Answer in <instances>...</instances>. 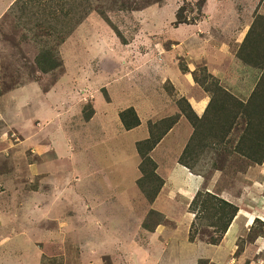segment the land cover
<instances>
[{
    "label": "rangeland",
    "instance_id": "1",
    "mask_svg": "<svg viewBox=\"0 0 264 264\" xmlns=\"http://www.w3.org/2000/svg\"><path fill=\"white\" fill-rule=\"evenodd\" d=\"M57 1L19 0L0 19V97L8 92L13 91L14 93L18 90L15 94L16 101L20 105L22 98L27 97L25 91H20L25 85L30 84L27 86V93H30V96L32 94L35 96L37 90L32 88H35V85L31 83H35L36 87L43 92L45 89H51V81L61 77L63 78L62 83H64L63 94L67 91L66 95L70 96L69 100H73L72 102L76 101V96L78 98V93L83 92L85 87L86 93L98 90L102 93L103 100H105V133L115 129L113 127L117 120H115L114 113H119V110L126 107L125 109L133 108L138 118L142 120L143 128L139 133L143 136L145 130L149 138L150 132L154 137H157L167 131V119L177 118L180 116L179 113L183 115V111L190 115L192 112L195 114L194 108H192L193 100L200 98L208 106L211 94H214L212 92L215 82H218L223 89L240 101L247 102L259 80L262 77L264 79V64L255 68L238 55V50L243 46L242 42L251 23L257 15L264 16V0L256 1L253 4L254 7L252 5L248 7L240 3L239 0H68L66 6H60ZM257 4L258 7H256ZM97 11L103 12L107 22ZM11 13L14 16H11ZM35 17L40 19L39 29L33 26ZM220 21H228V23L223 24ZM65 26L66 28L60 33V29ZM68 28H72L73 32L67 39L65 38L63 44L58 45V42L64 39L66 35L64 32L66 29L68 31ZM231 31H238L239 37L231 36ZM263 44L260 43L258 48ZM262 49L264 50V48ZM45 55H48L49 61L61 66L51 72H41L37 67L36 60ZM180 64L185 66L188 72H182ZM207 74L213 79L211 77L210 79ZM249 84H251L250 87ZM248 88H252L249 97L245 96ZM188 99L191 100V105L188 103ZM79 101L81 104L85 102L83 98L80 99V96ZM72 102H67V105L63 103L61 106L60 111L64 114L66 123L64 130L67 125H71L72 113L68 115L67 112L69 109L72 110ZM40 103L41 101L34 102L35 105H41ZM10 106L8 97L0 103V110L3 111H0L2 119L9 123L10 117L6 119L4 116L10 114L8 111ZM84 106L83 117L91 114L90 103H85ZM36 108L39 109V106ZM23 111H28V108H23ZM29 111L31 112V110ZM102 119L103 117L98 118L99 123ZM2 121L0 122V144L4 151L3 154L9 156L4 144L16 148L21 140L18 134H15L16 132L11 131L13 130L11 128L9 132L5 133ZM92 127L89 137L97 133L96 129L98 128L92 129ZM105 136H108V139L105 137V159L116 158L115 154L124 149V157L127 162L132 161L134 157L141 160L136 150V142L133 144L136 155L131 152V135H121L117 138V131H115L114 134H105ZM82 138L78 144V151L84 152V158L95 154L93 152L95 149L88 145L87 139ZM28 140L31 141H27L31 147H34L33 145L36 147L39 143L38 138ZM226 141L228 142L227 147H230L236 139L232 136ZM133 147L131 146L132 149ZM96 150L99 152L100 147H97ZM21 151L15 150L12 153L13 167L16 170H20L21 167V165H17L18 168L15 166L17 162H21V158L17 159ZM160 156L161 152L158 151L157 160L151 157L157 166L160 165ZM211 158L212 154L205 151L194 159L196 164L194 170L196 173L202 171L201 177L205 182L202 190L216 196L226 192L237 195L236 197L239 199L243 197L245 199V183L249 181V176L254 175V173L250 175L246 173L249 167L256 164L240 156L232 155L228 157L223 170L219 171L221 174L212 181L214 172L210 170ZM33 159L36 158H31V161ZM2 164L7 165V163ZM8 166L11 165L8 164ZM169 171L170 168L167 164H163L157 174L163 178L168 175ZM255 171L257 172L256 169ZM129 173L132 174V172ZM237 177L241 183L236 181ZM18 183L21 184V181ZM1 191V195L4 196V188ZM136 194L140 196L139 193ZM139 196L132 195L130 198L134 208L126 206L129 210L126 212L127 224L134 228L140 219L142 227L145 217L151 210H148L150 205L146 199ZM206 199L208 198H203V200ZM176 200L168 202L170 219L160 213L152 215L147 220L151 229L157 226L163 228L158 234L165 239V242L163 241L164 250L161 253L159 250L161 246H157L160 253L158 264L181 262L174 254L178 253L181 256L176 251L177 242L180 246L185 242H190L194 245L195 243L201 244L202 248H209L212 238L208 235L213 238L218 235L215 228L210 226L214 221L212 214L215 213L213 211L210 210V212L201 215L199 220H195L194 214L189 210L190 205L186 207L183 203H178L179 201L176 203ZM0 205L3 207L4 204L0 203ZM247 205L248 202L244 200L242 207L244 216H247V219H252L249 216L251 212L249 213ZM261 208L264 209L263 206ZM79 214L81 215V213ZM66 215L60 218L63 232L58 228H50V226H46V228L51 230L55 236L77 233L75 242L85 243L88 236L86 230H66L64 227L67 223L64 222L66 220L70 223L75 221L79 225L81 219H84L83 214L81 216L70 214V217ZM256 216L264 220V215ZM158 222L160 224L156 225ZM192 223H197L193 236ZM134 228H130V231H133ZM167 228H170L168 235L171 238L170 242L164 231ZM200 228H202L201 232L198 233ZM29 232L35 236L41 232L42 235L38 237L40 238L39 242H42V246L45 248L43 251H54L52 247L56 237L44 229L34 228ZM190 232L194 239L192 242L189 240ZM255 237H264V223L260 220L255 221L249 231L245 230L243 237L237 239L229 247L228 253L224 251V254H227L226 258L222 252L218 254L219 252L212 253L211 249L202 250L201 245L187 248L186 243L185 248L188 250L185 255L189 259L202 255L195 262L197 264H264V261L259 257H254V254H245L247 243H251ZM166 241L168 242L166 243ZM116 247L122 253L121 258L124 259L130 257L133 251L137 252V249H146L139 244L136 246L131 243L126 244V242H122ZM56 253L61 254V251ZM107 257L105 260H91L89 264H113L118 260L111 262ZM215 257L219 260L212 261L210 259ZM57 258V261L52 257L51 260L43 261L41 264H60V255ZM29 263L33 264L31 260Z\"/></svg>",
    "mask_w": 264,
    "mask_h": 264
},
{
    "label": "crops",
    "instance_id": "2",
    "mask_svg": "<svg viewBox=\"0 0 264 264\" xmlns=\"http://www.w3.org/2000/svg\"><path fill=\"white\" fill-rule=\"evenodd\" d=\"M14 1L0 0V19L7 13ZM239 1L248 7L251 5L254 7L253 4L258 0ZM220 22L228 23V21ZM230 35L239 37V32L231 31ZM250 78L252 79V77ZM62 79L59 77L51 81V89H45L43 92L36 87L35 83H31L35 85V88H32L37 90L35 96L33 94L30 96V93H27V86L30 84L25 85L20 91H25L27 97L22 98L20 105L16 101L15 94L18 90L14 93L13 91L8 92L0 97V103L8 97L11 104L8 110L10 114L4 116L6 119L10 117V123L2 119L3 116L0 112V122L4 120L2 121L4 124L3 131L9 132L11 128L13 129L11 131L16 132L15 134H18L21 140L16 148L4 144L6 152L10 154L9 156L3 154L4 151H2L0 144V192L4 188L5 193L4 196L0 193V203L4 204L3 207L0 205V264H11L12 262L13 264H31L29 263L30 260L33 264H41L43 261L51 260L52 257L57 261L58 255H60V264H77L78 262L89 264L91 260H105L107 255V259L111 262L118 259L113 264L122 262V264H158V255L164 250L163 241L165 242V239L158 234L163 228L157 226L153 231L148 232L141 227V219L135 226L136 228L127 224L126 221V212L129 211L126 206L134 208L131 203V196H139L136 194L139 193L140 198L144 197L136 185L137 179L141 176L137 170V165L140 164L141 160L134 157L132 160L134 162H127L124 157V149L115 154L116 158L105 159V137L108 139L105 134L111 135L115 131H117V138L121 135H131L130 149L133 155H136L133 144L148 138L145 130L143 136L139 133L143 128L142 120L139 119L141 124L138 127L125 131L118 113L115 112V120H117L113 127L115 129L105 133V100H103L102 93L99 90L86 93L85 87L83 92L78 93V98L76 96V101L72 102L73 100H69L70 96L66 95L67 91L63 94L64 83H62ZM253 83L255 82L253 81ZM103 85L105 87V84ZM251 90L252 88H248L245 96L249 97ZM37 94L39 95L37 96ZM79 96L85 101L82 104L79 101ZM27 101L28 103H25ZM35 101H41L42 106L35 105ZM187 101L189 104L191 103V100L188 99ZM67 102L73 103L72 110H67L68 115L72 113V116L71 125H67L66 130H64L65 116L60 110L62 104L66 103L65 105H67ZM85 103H90L92 110V115L87 121L83 118ZM22 104L24 106L21 107ZM192 104L194 113L201 117L205 111L206 102L198 98L193 100ZM36 106H39V109ZM23 108H28V111H23ZM179 115L177 122L150 152V157L155 160H157L158 151L161 152L160 165L158 164L157 171H160L163 164H167L170 171L166 177L162 178L163 186L156 199L152 203H148L150 205L148 210L161 213L167 219H170L168 202L177 199L176 203L179 201L178 203H183L188 207L196 192L202 190L205 183L201 176L191 173L186 167L178 163V159L193 133L192 126L187 119L182 114L179 113ZM102 117L103 119L99 123L98 118L101 119ZM91 127L98 129H96V134L89 137L92 132ZM82 137H85L88 145L95 149L93 151L95 154L84 158V152L78 151V144L83 139ZM31 138H38L39 143L36 147L35 145H33L34 147L30 146L29 142L31 141L28 139ZM97 147H100L99 152L96 150ZM15 150H22L20 156L17 157V159L21 158V162L15 164L16 168H18L17 165H21L20 170L13 167L14 157L12 153ZM31 158L36 159L31 161ZM2 163H7V165ZM252 173L254 175L248 177L249 181L244 182L246 184L245 199L244 197L239 199L236 197L237 195L226 192L218 195L238 208L237 214L227 228L221 243L217 246L211 245L209 248H202L201 244L195 243L194 245L185 242L187 248L201 245L202 250L211 249L212 253L219 252L218 254L222 252L226 258L227 254H224V251L228 253L229 247L237 239L243 237L245 230L249 231L257 220L264 223V220L256 216L264 215V209L261 208V206L264 207V160L259 165L249 167L246 174ZM220 174L221 172L215 171L212 181L216 180ZM238 179L237 177L236 181L241 183ZM19 181L21 184L18 183ZM244 200L248 202L247 208L249 213L251 212L249 216L252 219H247V216H244L242 210ZM79 213L83 214L84 218L83 220L80 218L79 225L75 221L70 223L66 220L64 222L67 223L64 227L66 230H86L88 236L85 243L82 241L75 242L77 233L55 236L51 230L46 228V226H50V228H58L62 231L60 218L65 214L68 217L71 216L70 214L81 216ZM88 214L90 215L87 216ZM67 225H69L68 228H66ZM34 228L37 230L44 229L56 237L52 247L54 251H43L45 248L42 246L43 243L39 242L40 238L38 237L42 233L40 232L35 236L29 232ZM130 228H134V230L130 231ZM137 229L139 230L137 231ZM169 229H164V231L167 240L170 242ZM122 242L136 246L139 244L146 249H137V252L133 251L130 257L124 259L121 258L120 250L116 249V246ZM185 243L180 246L177 242L176 251L181 254L180 256L178 253H174L181 260L177 264H197L195 262L202 255L196 258L192 257L193 259L187 258L185 252L188 249L185 248ZM157 246H161L160 253ZM57 251H61V254H57ZM245 254H254V257H259L264 261V237H255L251 243H247ZM210 259L212 261L219 260L216 257Z\"/></svg>",
    "mask_w": 264,
    "mask_h": 264
},
{
    "label": "trees",
    "instance_id": "3",
    "mask_svg": "<svg viewBox=\"0 0 264 264\" xmlns=\"http://www.w3.org/2000/svg\"><path fill=\"white\" fill-rule=\"evenodd\" d=\"M17 1L19 2V0ZM57 2L60 6H66L68 4V0H58ZM98 14L107 22L103 12H98ZM11 16L14 15L11 13ZM36 17L34 18L33 26L39 29L41 22L39 21L40 19H36ZM65 28L66 26L60 29L59 32L62 33ZM72 32V28H68V31L66 29L64 32L66 35L61 42H58V45L63 44ZM260 43H264L263 15H257L255 17L242 42L243 46H241V48H244L242 50L239 48L238 50L239 57L255 68L261 67L264 64V50L262 49L264 48V44L262 47L258 48ZM41 56L36 60L37 67L41 72H51L61 66L49 61L47 58L48 55H45V58ZM179 67L182 72H188L187 68L182 64H180ZM207 75L209 78L211 77L209 74ZM212 93L214 94H211V99L202 117H197L193 112L190 115L183 111L184 117L193 128V134L179 157L178 163L186 167L191 173L199 176H201L202 171L195 172L194 167L196 164L194 159L205 151H207L208 154H212V158L214 156L213 160L211 158L210 161V170L213 172L223 170L228 157L232 155L240 156L254 164H261L264 160L263 77L259 80L247 102H242L229 94L218 82L213 84ZM91 115L92 110L91 114L83 118L87 121ZM118 117L124 129L127 131L140 125L139 118L133 108L120 111ZM167 121L168 126L166 132L154 137L149 130V138L136 142V150L141 159L138 166L141 176L137 179L136 185L148 203H152L156 199L163 186V180L157 174V164L150 157L149 153L173 127L177 122V118L172 117L167 119ZM232 136L236 141L232 146L227 147L228 142L226 139ZM205 197L208 199L203 200ZM189 210L194 214L195 220H199L201 215L210 212V210L215 213L212 214L214 215L212 216L214 221L210 226L215 228L218 235L215 238L208 235V237L212 238L210 245H217L221 242L224 233L237 213V208L234 205L203 190L196 192L190 203ZM159 214L160 213L154 210H150L144 219L142 228L148 232L153 231L155 227L151 229L147 220L150 219L152 215ZM158 224L160 223H156V225ZM196 224L197 223H192L191 225L193 229L191 230L192 236L194 230H196ZM201 229L202 228L198 230V233L201 232ZM191 232L189 234V240L192 242L194 239L191 236Z\"/></svg>",
    "mask_w": 264,
    "mask_h": 264
},
{
    "label": "clouds",
    "instance_id": "4",
    "mask_svg": "<svg viewBox=\"0 0 264 264\" xmlns=\"http://www.w3.org/2000/svg\"><path fill=\"white\" fill-rule=\"evenodd\" d=\"M16 1H17V0L14 1V3L12 4V6L15 4ZM12 6H11V7H12ZM11 7H10V8H11ZM10 8H9V10H10ZM7 12H8V11H7ZM206 107H207V106H206ZM204 112H205V111H204ZM214 172H215V171H214ZM209 193H210V192H209ZM218 197H219V196H218ZM220 198H221V197H220ZM228 203H229V202H228ZM230 204H231V203H230ZM232 205H233V204H232ZM236 214H237V213H236ZM235 216H236V215H235ZM233 219H234V218H233ZM230 224H231V223H230ZM228 227H229V226H228ZM224 234H225V233H224Z\"/></svg>",
    "mask_w": 264,
    "mask_h": 264
}]
</instances>
